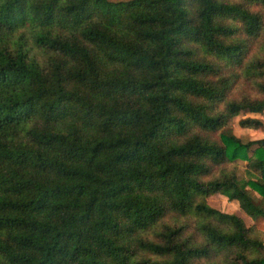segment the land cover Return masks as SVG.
<instances>
[{"label": "trees", "instance_id": "1", "mask_svg": "<svg viewBox=\"0 0 264 264\" xmlns=\"http://www.w3.org/2000/svg\"><path fill=\"white\" fill-rule=\"evenodd\" d=\"M260 5L0 0V264H264Z\"/></svg>", "mask_w": 264, "mask_h": 264}, {"label": "rangeland", "instance_id": "2", "mask_svg": "<svg viewBox=\"0 0 264 264\" xmlns=\"http://www.w3.org/2000/svg\"><path fill=\"white\" fill-rule=\"evenodd\" d=\"M255 9H258L259 11H261L264 16V5H260L256 7ZM263 53H264V33L262 32L257 36L256 40H254L250 46L248 45L246 51L244 52L243 58L250 57L251 55L252 57H254L256 55H260ZM240 66L242 65L240 64ZM240 66L239 64H237V66L232 64L229 67L228 71L238 72L240 69ZM230 86L231 88L227 95L229 97L239 96L241 93L247 92L249 94H252L254 92V90L251 88L252 87L251 83L247 79H245L243 76L234 78ZM243 116L257 117L260 119L261 125L258 127L240 126L238 123V119ZM229 128L231 132L237 135L242 141L264 136V109L261 112L238 113L232 116L230 119ZM235 163H236L235 164L236 173L240 176L243 174L244 162L236 161ZM249 192L254 198L257 197V194L255 191L249 189ZM206 201L209 205L221 211L228 212V213H234L238 215L239 217H241L243 225L250 226V227L251 225H253V229L255 228L254 230H258L259 232L258 231L257 232L262 235L263 240H264V217L259 216V217H256L255 219L249 218L242 210H240V208L237 205L236 200L227 199L224 194H221L218 192L208 195L206 197Z\"/></svg>", "mask_w": 264, "mask_h": 264}]
</instances>
